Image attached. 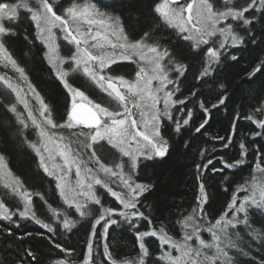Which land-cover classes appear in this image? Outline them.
<instances>
[{"label": "trees", "instance_id": "1", "mask_svg": "<svg viewBox=\"0 0 264 264\" xmlns=\"http://www.w3.org/2000/svg\"><path fill=\"white\" fill-rule=\"evenodd\" d=\"M40 1L52 10L47 0ZM165 1L53 0L58 15L53 13L65 20L67 12L76 9L75 3L80 8L87 4L97 7L116 19L127 45L154 48L163 57L162 74L168 78L169 97L166 106L159 107L162 111L156 120L158 137L161 134L167 141L168 150L163 158H137L135 168L133 159L108 144L90 147V134L95 129L71 121L76 91L113 112L118 106L81 74L68 75L65 80L58 77L47 61L46 47L28 10L36 8L35 1L0 0V5L18 6L16 17L5 23L6 31L0 39V77L26 92L29 108L34 106L35 96L41 100L45 113L33 116L57 126L56 131L61 132L62 141L81 167L101 183L92 194L101 199V205L86 200L78 207L79 213L68 206L31 145L36 137L29 123L33 119H22L24 124L16 121L13 110L8 111L15 107V99L0 86V159L13 184L12 190L0 189V202L12 216L5 218L0 212V264H140L141 260L144 264H223V258L215 259L221 248L228 252L232 264H264V205L259 203L264 201V172L257 169L258 164L264 168L260 162L264 128L258 125V121H264V71L253 75L256 68L264 66V0H206L217 14H237L236 19L228 21L235 41L227 45L220 41L197 45L188 40L164 20L160 6ZM71 4L73 8L69 9ZM61 43L58 52L70 55L71 50ZM134 65L118 63L107 73L131 79L139 72ZM124 107L137 109L127 101ZM185 119L188 125L183 124ZM69 123L77 127L69 128ZM177 125L179 132L175 131ZM241 142L247 147L243 157ZM225 144L229 146L225 148ZM83 151L88 160L82 156ZM108 154L114 158L110 164L119 163L124 171L107 163ZM97 156L102 162L95 160ZM239 159L244 162L236 164ZM105 163L111 166L108 178L100 173ZM229 163L234 167L228 168ZM134 182L146 185L148 190L137 201V214L143 212L144 218H133L129 224L119 215L128 210L118 201L123 202L125 190L132 195ZM14 187L19 189L17 193ZM23 198L29 200L27 206ZM232 202L237 207L247 202L249 223L260 230V237L254 239L251 228L245 225L235 227V220L228 224L232 216L244 215L229 208ZM225 213L226 219L220 220ZM102 214L118 223L105 229L106 237L101 235L103 222L97 225L91 240L92 225ZM217 224L224 231L216 228ZM144 231L145 235L156 236L143 239L139 232ZM105 243L113 262L107 258ZM140 243L145 244L147 256L142 254Z\"/></svg>", "mask_w": 264, "mask_h": 264}, {"label": "rangeland", "instance_id": "2", "mask_svg": "<svg viewBox=\"0 0 264 264\" xmlns=\"http://www.w3.org/2000/svg\"><path fill=\"white\" fill-rule=\"evenodd\" d=\"M35 1V9L29 8L36 24L40 38L44 41L47 50L49 64L59 78L65 80L69 74H81L88 78L98 88L105 90L112 102L118 106L117 112L111 108L93 104L79 91L73 94L72 107L77 103L89 104L105 123L91 132L89 146L105 143L120 152L124 157L131 159L142 157L146 150L151 154L155 148L154 137H158V112L160 106H166L168 78L164 73L162 56L156 49H147L141 46L131 47L124 42V38L117 29L115 18L107 13L82 7L67 12V20L57 17L51 7L40 0ZM19 8H26L22 5ZM18 6L0 5V39L5 33V23L14 19ZM160 12L167 22L178 31L186 35V38L197 45L206 43H218L227 45L235 41V36L228 26L229 18H237V14H217L206 0H189L180 6L172 5L166 0L160 6ZM61 41L66 44V49L71 50L67 55L59 53ZM223 45H220L224 47ZM232 45V44H231ZM131 62L138 74L131 79H123L108 75L107 71L115 64ZM0 85L8 89L15 99V109L18 110L21 119H33L29 121L44 134L40 135L36 152L44 171L54 178L64 202L75 209L84 201H92L94 187L99 186L100 180L90 175L74 157L72 152L62 141L63 135L56 131L57 126L44 119H38L33 113L43 116L45 108L37 96L34 106L30 107L25 91H21L14 84L0 77ZM104 92V91H103ZM34 98V97H32ZM132 103L137 107L127 110L124 102ZM135 101V102H134ZM77 127L69 123V128ZM40 130V129H39ZM150 145V146H149ZM82 156L88 160L86 152ZM107 163L114 161L111 155H105ZM95 160L102 162L97 156ZM104 162V161H103ZM105 163L102 176L109 177L108 170L111 166L124 171L119 163L108 166ZM0 159V189H13ZM99 173V174H100ZM98 174V173H97ZM103 186V185H102ZM4 188V189H3ZM16 193L19 191L14 187ZM26 200V198H23ZM23 200L21 202H23ZM29 200L23 205L27 206ZM0 212L5 218L12 217L9 210L0 202Z\"/></svg>", "mask_w": 264, "mask_h": 264}, {"label": "snow or ice", "instance_id": "3", "mask_svg": "<svg viewBox=\"0 0 264 264\" xmlns=\"http://www.w3.org/2000/svg\"><path fill=\"white\" fill-rule=\"evenodd\" d=\"M47 2L52 6L53 12L57 14L56 4L53 2V0H47ZM75 7L77 8V10H79L81 5H79L78 3H75ZM85 7L94 9V6L89 5V4H87ZM68 8L69 9L73 8V4H71ZM217 58L218 57L214 56V59H217ZM260 71H264V66H260V67L256 68L253 75H255L256 73H259ZM221 87L223 88V86H221ZM181 103L183 104L184 101H181ZM220 103L221 104L223 103V99H221ZM200 106L202 109H204L203 104H201ZM204 110L207 111V109H204ZM189 115H191V113H189ZM247 119L251 121L252 117L249 116V117H247ZM183 124L188 125L189 120L185 119ZM258 125H259V127L264 128V121H258ZM203 126L204 125L202 124L201 127H203ZM198 130H199V128H198ZM175 131L176 132L180 131L179 125L176 126ZM153 140L155 143V148L153 149V152L156 153L155 156H158L161 158L165 157L167 150H168L167 141L163 137H161V134L159 135V137H154ZM228 146H229L228 144L224 145L225 148H227ZM240 148H241L240 155H241V157H243L244 155H246L247 147L243 142H241ZM152 158H153V154L147 155V159H152ZM243 162H244L243 159H239L236 161V164H242ZM260 162L264 163V156H262L260 158ZM208 163L211 164L212 161L209 160ZM133 166L135 168L137 167V160L135 158H133ZM226 166L228 168L234 167V165L232 163H229ZM257 169L261 172H264V168H261L260 164L257 165ZM106 189H107L108 193H110L108 188H106ZM147 190H148V188L146 185L134 182V187L132 189V195L129 196L128 192L125 190L123 202L118 201L123 206V208L125 210H128V211L120 212L119 215L122 216L125 219V221L128 222L129 224L132 223L133 218H135V219L144 218L143 212H140L139 214H137V201H138V198ZM204 192H205V188H204V185L202 184V185H200L201 202L204 201ZM110 195H111V193H110ZM112 197H114L116 199L115 196H112ZM92 199L96 202V205H101V199L100 198L98 199L96 196H93ZM253 203H256V201H253ZM259 203L261 205H264V201H260ZM229 208L235 213H243L244 214L242 217H238L237 215L232 216V218L228 219V221H227L229 225H232L233 221L235 220L236 221L235 227H237L238 225H245V226L251 228L250 235L254 239L261 236L260 230H258L256 228H252L250 223H249L247 202L243 206H241V204H239L238 207L236 206V202H232L231 204H229ZM261 209H264V207H262ZM53 211H55V209H53ZM75 211L77 213H79L77 209H75ZM104 211L106 212L107 209H104ZM226 217H227V213H225L224 215H221L219 219L224 220V219H226ZM109 220H111V223H109ZM102 222H103V232L101 233V235L104 237H106L108 235V231L106 232L105 229L107 228V230H109L110 226L117 225V223H118V221L116 219H112L111 216H107V218H106V215L102 214V218L101 217L97 218L95 220V223L92 225V232H91V235L89 236V238L91 240H92V237L95 236V234H96V226L101 225ZM215 227L220 229V231H224V229H222L219 224H217ZM65 228H68V223L65 224ZM161 231H163V229H161ZM209 232H212L211 228L209 229ZM144 233H147V231L139 232V234L143 237V239H144V237H147V236H156L155 234L145 235ZM104 246H105L106 252L108 253V256H107L108 260H110L112 262L115 261L112 257V253L109 251V245L107 243H105ZM88 247H89L88 242H86V248L88 249ZM140 249H143L142 250L143 255H144V252L147 251L144 243L143 244L140 243ZM217 252H218V255L215 258L216 260H220L221 258H223V264H232L231 258H230L229 254L226 250L221 248ZM55 264H61V262L57 261V262H55ZM92 264H94V261L92 262ZM125 264H131V262L125 261ZM143 264H144V262H143Z\"/></svg>", "mask_w": 264, "mask_h": 264}, {"label": "water", "instance_id": "4", "mask_svg": "<svg viewBox=\"0 0 264 264\" xmlns=\"http://www.w3.org/2000/svg\"><path fill=\"white\" fill-rule=\"evenodd\" d=\"M110 3L115 0H99ZM185 0H169L173 5H181ZM70 119L73 123L85 128L96 129L102 123L100 115L87 103H77L70 111Z\"/></svg>", "mask_w": 264, "mask_h": 264}, {"label": "bare ground", "instance_id": "5", "mask_svg": "<svg viewBox=\"0 0 264 264\" xmlns=\"http://www.w3.org/2000/svg\"><path fill=\"white\" fill-rule=\"evenodd\" d=\"M164 20L167 22V20L164 18ZM39 39H40V41L42 42V44L46 47V45H45V43H44V41L39 37ZM47 61H48V63H49V60H48V56H47ZM51 66V65H50ZM52 67V66H51ZM53 68V67H52ZM54 70V69H53ZM56 73V72H55ZM69 75H72V74H69ZM0 86H2V85H0ZM3 87V86H2ZM102 91H104L105 92V90H103V89H101ZM10 106V105H9ZM9 110L8 111H11V110H13V112L11 111V114H12V116H14V118H15V120L17 121H19L21 124H24V121L21 119V117L19 116V111L18 110H14V109H12L11 107L10 108H8ZM71 109H72V106H71ZM17 118V119H16ZM32 128L35 130V133H36V137H34V139H33V142H32V147H33V149L34 148H36V146L38 145V142H39V132L38 131H40V135H42V134H44L42 131H44L42 128H40L39 127V129L37 128V126L35 125V124H33V126H32ZM150 146V145H149ZM155 147V146H154ZM149 149L150 150H152V146H150L149 147ZM150 150H146L145 152H144V155L142 154V157L141 158H147V155H149V154H151V152L152 151H150ZM36 153V152H35ZM155 155V154H154ZM153 155V156H154ZM3 168L5 169V174L7 175V170H6V168H5V166H3Z\"/></svg>", "mask_w": 264, "mask_h": 264}, {"label": "clouds", "instance_id": "6", "mask_svg": "<svg viewBox=\"0 0 264 264\" xmlns=\"http://www.w3.org/2000/svg\"><path fill=\"white\" fill-rule=\"evenodd\" d=\"M147 255H148V252L145 251V252H144V256H147ZM140 264H143V260H141Z\"/></svg>", "mask_w": 264, "mask_h": 264}]
</instances>
